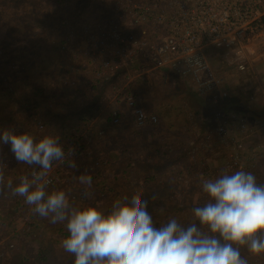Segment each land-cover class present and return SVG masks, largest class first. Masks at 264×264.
<instances>
[{
	"label": "trees",
	"instance_id": "16d2710c",
	"mask_svg": "<svg viewBox=\"0 0 264 264\" xmlns=\"http://www.w3.org/2000/svg\"><path fill=\"white\" fill-rule=\"evenodd\" d=\"M115 14L113 0H0V132L6 128L16 134L27 132L37 141L50 134L61 137L65 159L53 163L48 174L51 179L47 187L49 193L59 191L61 186L68 189L64 177L75 174L76 168L70 166L75 161L76 166L89 172L87 159H90L91 150L90 137L85 134L87 128L113 92H118L130 76L150 67L145 61H136L111 71L108 79L96 76L102 71L97 58L98 30L103 28L105 19L113 18ZM260 75L264 79V70ZM135 78L133 84L142 83V77ZM124 91L117 95L119 103L131 96L130 92ZM242 98L233 99L217 109L247 112L246 100ZM111 113L107 118L110 122ZM163 129L160 126L157 130ZM0 158L6 164L3 170L5 187L0 192V240L7 239L0 243V264H73L74 257L61 247L63 239L69 235L66 222L52 224L41 218L23 197L11 195L6 187L9 182L13 187L18 185L22 176L31 178V173L39 168L18 163L10 145H0ZM108 163L104 167L108 168ZM165 166L169 165L166 163ZM196 168H200V176L206 178L214 173L207 165L189 169L180 166L178 173L167 167L152 176L145 173L137 176L136 171L132 172L135 187H143L142 191L150 193L153 191L150 185L158 186L154 193L156 203L148 196L141 197L147 202L148 211L157 225L166 223L169 218H177L183 225L193 222L183 213L189 208L192 216L193 208L203 205L199 202L194 180ZM122 172L123 180L129 184L127 179L131 171L124 169ZM260 174L255 175L260 177ZM97 183L99 188L105 186L102 181ZM164 184L171 187L167 193L163 191ZM73 188L65 191L75 207L94 206L105 213L110 210L112 204L107 205V201L98 196L93 198L88 186L76 184ZM80 189L85 191L83 200L70 199ZM109 192L112 190L108 189ZM139 194L141 192L134 188L119 200L123 201L125 197L130 200ZM182 194L185 197H180ZM162 197H167V202L178 199L177 204L170 207L165 202L164 205L170 208L159 207L161 204L157 201ZM177 212L179 216H176ZM241 251L249 264L256 259L264 264V257H258L260 254L251 258L246 247Z\"/></svg>",
	"mask_w": 264,
	"mask_h": 264
},
{
	"label": "built area",
	"instance_id": "2783aa9c",
	"mask_svg": "<svg viewBox=\"0 0 264 264\" xmlns=\"http://www.w3.org/2000/svg\"><path fill=\"white\" fill-rule=\"evenodd\" d=\"M116 14L99 29L97 58L109 73L134 62L184 79L209 105L244 98L261 113L217 110L206 120L204 138L190 150L191 166L224 151L221 173L245 170L264 183V0H113ZM225 71H230L229 76ZM242 98V99H243ZM126 104L138 127L157 125L132 96ZM112 123H120L112 111ZM49 184L51 179L48 178ZM48 184V185H49Z\"/></svg>",
	"mask_w": 264,
	"mask_h": 264
},
{
	"label": "clouds",
	"instance_id": "9594fccd",
	"mask_svg": "<svg viewBox=\"0 0 264 264\" xmlns=\"http://www.w3.org/2000/svg\"><path fill=\"white\" fill-rule=\"evenodd\" d=\"M0 145H10L18 163L39 168L31 178L22 176L18 185L9 182L6 187L41 218L52 224L66 222L69 235L61 247L74 257L73 264H249L241 248L264 254V183H258L253 172L224 171L205 179L201 187L208 200L193 208V222L183 225L169 218L157 225L139 195L114 201L105 213L94 206H73L63 190L49 193L53 163L65 159L59 135L37 141L27 132L6 128L0 132ZM5 167L0 158V192ZM77 179L91 188V175Z\"/></svg>",
	"mask_w": 264,
	"mask_h": 264
},
{
	"label": "crops",
	"instance_id": "0c3cea01",
	"mask_svg": "<svg viewBox=\"0 0 264 264\" xmlns=\"http://www.w3.org/2000/svg\"><path fill=\"white\" fill-rule=\"evenodd\" d=\"M137 75L142 77V83L132 84L131 86L132 79L130 78V82H126L125 86L121 87L118 92H113L109 102L105 103V107L95 116L91 125L87 128L85 134H88L90 137L89 141H91L90 148L92 150V156L96 159L95 161L107 159L108 162L111 163L117 158V155L120 159L125 158L128 153V148L133 149V143H135L133 139L136 137L138 143L151 142L157 154L154 162L161 163L165 161L167 164L171 163V166L168 164V167L173 171L177 167L175 159L177 153L176 148L180 143L184 145L183 148L186 153L184 159L189 158L190 150L200 139L204 138L205 132L208 129L206 120L211 117L215 111L218 110L217 107L220 106L209 105L191 89L189 83L178 76L163 73L151 67ZM151 75H163L169 78L168 81L171 83L170 85L167 84L165 87V89L168 88V92L164 93V95L158 92L162 90V88L159 83H155L151 80ZM178 85L183 86L186 90L185 93L189 94V96L191 95V97L186 95H182L183 97H181L177 95L178 92H171L170 89L175 90V87ZM124 89V93L130 92L131 96L134 97L137 103L148 113L157 115L161 122L160 126L163 127L166 125V130L148 132V134L143 132L144 135L142 136L138 135L140 132L134 133L133 135V133L128 130V127H135L132 111L126 104V101H123V103L116 101L117 95ZM189 98H191L192 106L188 105L189 101L187 100H190ZM165 99L166 102L164 101ZM176 99L180 100L181 104H187L191 114L187 113L188 115L181 116L178 113L180 109L176 108V104L180 102ZM163 104L166 105V109H163ZM203 107L204 109H202ZM113 110L118 111L120 114V123L118 125H114L107 120ZM183 111L186 112V110ZM251 111L252 110L248 109V113L253 116ZM259 113H261V111H258V114ZM177 126L182 127L184 130H188V128L190 130L194 129V131H185L181 133L176 131ZM144 127H140V129ZM219 155H224V151L220 152L218 149L215 151L214 156L206 157V163L209 168H215L222 164V157Z\"/></svg>",
	"mask_w": 264,
	"mask_h": 264
},
{
	"label": "rangeland",
	"instance_id": "374dc122",
	"mask_svg": "<svg viewBox=\"0 0 264 264\" xmlns=\"http://www.w3.org/2000/svg\"><path fill=\"white\" fill-rule=\"evenodd\" d=\"M113 18H107L104 20V22L102 23L104 26L107 22H109L110 20H112ZM101 24V26H103ZM100 26V25H99ZM103 26V27H104ZM99 31V30H98ZM99 60V59H98ZM98 60L96 58V63L98 64ZM264 70V64L260 65L258 68H257V72L259 74H261V72H263ZM229 72L230 71H225V75L229 76ZM139 75L137 74H134L133 76H130V78L132 79V82L131 84H133L134 80H136L137 77ZM130 78L126 81V82H130ZM151 80L155 83H159L162 90H159L158 92L162 93L164 95V93L168 92V88L165 89V87L168 85H170V81L169 78L165 77V76H155V75H151ZM149 81V80H147ZM125 82V83H126ZM125 83L123 84L122 87L125 86ZM171 92L174 91V92H178V96H181L183 97L182 95H186V96H189V94L185 93V88L181 85H178L175 87V90L174 89H170ZM179 90V91H178ZM180 93V94H179ZM191 97V95L189 96ZM190 100H187L189 101L188 105L189 106H192L191 105V98H189ZM177 101H179L180 103L179 104H176V108L177 109H180V111L178 112L181 116L183 115H186L187 113H190L191 114V111L190 109H188V105H184L183 103L181 104V101L176 99ZM166 102V99L164 100ZM163 109H166V105L163 104ZM204 109V107L202 108ZM183 110H186V112H184ZM262 110V107L261 106H258V105H255L253 106V109L251 111V114L254 115H257L258 114V111H261ZM199 112V111H198ZM196 112V113H198ZM200 113V112H199ZM206 113H207V110H206ZM188 115V114H187ZM180 116V117H181ZM160 122V120H159ZM161 124V122H160ZM160 124L158 126H146L144 128H136V127H128V130L131 131L134 135V133H139L138 134L139 136H142L144 135L143 132H145L146 134H148V132H153V131H158V127H160ZM164 129L163 130H166V125L163 126ZM41 128V126H40ZM177 130L176 131H179V132H185V131H194V129L190 130L188 128V130H184L182 127L180 126H177L176 128ZM142 131V132H141ZM51 135V134H50ZM133 141L135 143H133V149L131 148H128L127 150V154L125 156V158H122L120 159L119 156L117 155V160L113 161L112 163L109 162V167L106 168L104 167L105 164H107L108 160L106 159H103V160H98V161H95L96 159L92 156V150L90 148V153H89V157L90 159H87V169H89V172L88 173H85L84 170H82V168H79V166H76L74 168H76V172L73 176L71 175H66L64 177L65 181L67 182V185H68V189H65V190H69L72 189L74 190L75 188H73L76 184L77 185H83L79 182V180L77 179L80 175H84V174H87V175H91L92 176V186L90 188L92 194H94L93 198H96L97 196L99 198H101L102 200H104V202L107 201V205H111L113 204L114 201L116 200H119L121 199L122 200V196L124 194L127 193V191L131 190V189H138L139 192H141V194H139L140 197H142V195L144 196H148L150 197V201L152 202H155L156 203V200H157V197L155 198V190H158V186H153V185H150L149 187L153 190L152 192H148L146 193V191H142V188L143 187H135V177L133 175L132 172L136 171L137 172V176H139L140 174L143 176V174L145 173V175H154V174H157V173H160V170H164V169H167L168 166H165L166 165V162L163 161V162H154L155 161V158L157 157V154L155 153L154 151V146H152L153 144L148 143V142H142V143H138L136 141V137L133 139ZM89 143H91V141H89ZM184 145H182L181 143L179 144V146L176 148L177 150V153L175 155V159H176V164H177V167L175 169V172L178 173L179 171V167L180 166H184L186 169L189 167H194V166H191V159L190 158H186L184 159V157L186 156V153L184 152ZM225 155V154H224ZM222 155V157L224 156ZM101 161V163H99ZM75 165H77V161L74 162ZM169 165L171 163H168ZM171 166V165H170ZM160 167H163V168H160ZM218 167V166H217ZM73 168V167H72ZM72 168H69V170H72ZM124 169H129L131 171L130 175H128V181H130V183H125V181L123 180L122 178V171H124ZM197 169V168H196ZM211 171H213V175L210 176L209 178H206L204 176H200L199 174V171L201 170L200 168L197 169L196 173L194 175V180L196 181L197 183V191L199 193V202H201L202 204L206 203L207 200H208V197H207V194L204 193L202 191V182L205 180V179H213V178H217L219 177V175H221V171L218 169V168H210ZM69 172V171H68ZM134 177V178H133ZM48 178L49 175H48ZM99 181H102L104 182L105 186L102 185V187H98L97 186V182ZM86 186V185H85ZM163 191H165L164 193H167V189L171 188L169 185H163ZM110 189L112 190V192H109L107 193V190ZM181 189V188H180ZM59 190H64V187L61 186V188ZM66 192V191H65ZM157 194V193H156ZM180 194V193H179ZM188 194V192H187ZM101 195V196H99ZM157 195H160V194H157ZM163 195H166V194H163ZM190 197H191V194L189 193ZM198 195V194H197ZM85 196V191L84 190H79L75 193L72 194L71 198L72 200H78V201H82L83 200V197ZM117 196V197H116ZM180 197H185L184 194H182V196ZM153 198V199H152ZM163 199H159L157 202H158V205L159 207H172L174 205L177 204V200L175 199H172V201L170 202H167V200H165L167 197H162ZM124 200V199H123ZM167 202L166 204L169 205V206H166L164 205V203ZM73 206H75L74 204H72ZM169 207V208H170ZM189 208H187L186 212L183 213V216L187 219V220H191L193 221L194 218H193V215L191 216L190 215V212L188 210ZM168 210V209H167ZM175 216V213L173 214ZM176 216H179V213L177 212L176 213ZM175 216V217H176ZM177 219V218H176ZM7 240V239H5ZM4 239H1L0 240V243H3L5 241ZM241 254L243 256H245L243 254V252L241 251ZM252 254V253H251ZM256 254H252L250 255L251 258H254ZM259 258L261 257H264V254H260L258 256ZM255 261V260H254ZM252 264H261L260 260L259 259H256V261Z\"/></svg>",
	"mask_w": 264,
	"mask_h": 264
}]
</instances>
